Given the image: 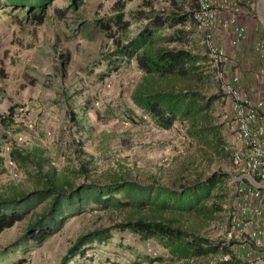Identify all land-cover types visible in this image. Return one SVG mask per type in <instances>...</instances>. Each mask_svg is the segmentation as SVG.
I'll list each match as a JSON object with an SVG mask.
<instances>
[{
    "label": "rangeland",
    "instance_id": "obj_1",
    "mask_svg": "<svg viewBox=\"0 0 264 264\" xmlns=\"http://www.w3.org/2000/svg\"><path fill=\"white\" fill-rule=\"evenodd\" d=\"M116 1L82 0L73 9L68 0H52L38 22V11L0 0V196L38 185L40 175L34 166L19 165L9 155L13 148L31 146L43 149L44 172L54 170L58 181L73 184L105 182L120 175L174 187L221 172L225 175L219 191L224 194L221 209L214 211L212 219L193 215L181 221L212 240L228 242L238 181L231 165V102L223 85H233L231 78L236 76L237 90L264 115V47L255 48L258 41L264 46V0H239L238 12L226 7L216 16L214 42L224 52V76L218 77L210 60L205 61L204 70L209 76L205 94L219 95L211 114L222 140L217 151L212 135L207 139L191 135L189 124L180 120L170 128H160L132 104L130 93L141 76L134 60L115 66L100 57L111 39L94 22L109 21L117 9ZM144 1L148 3L145 9ZM190 1L183 0L186 8ZM170 7L171 0H126L124 18L131 21L128 35H135L145 23L131 13L152 8L167 11ZM64 9L65 13H60ZM234 24L245 27L246 38L231 50ZM180 27L185 43L170 46L204 55L202 33L188 20ZM159 32L164 35L173 29ZM10 107L14 108L13 119H8ZM129 110H135V115ZM127 211L134 213L92 205L67 217L63 226L41 243L15 245L29 215L0 232V264H205L230 258L219 253L201 259L172 257L156 239L144 240L137 233L113 226ZM107 227L111 228L108 239L94 241L83 248L84 254L66 258L67 249L79 235ZM232 249L246 264H256L248 256L257 252L252 246L242 241Z\"/></svg>",
    "mask_w": 264,
    "mask_h": 264
},
{
    "label": "trees",
    "instance_id": "obj_2",
    "mask_svg": "<svg viewBox=\"0 0 264 264\" xmlns=\"http://www.w3.org/2000/svg\"><path fill=\"white\" fill-rule=\"evenodd\" d=\"M10 6L38 11V22L52 0H4ZM76 9L82 0H68ZM126 0H117V8L107 22L95 20L110 39L111 45L100 57L108 64L135 61L141 76L130 93L132 104L141 112L149 114L160 128H170L176 120L189 124V133L207 139H215V150L221 147L220 132L213 124V105L218 94L207 96L208 74L204 70L210 60L208 50L204 55L184 47H171L177 42L185 43L182 27L188 20L196 26L194 13L198 11L197 0H191L186 8L183 0H171L169 10L140 9L130 15L145 23L133 35H128L131 21L124 18ZM146 1L142 7L147 6ZM60 13L64 14L65 9ZM35 17V15H34ZM171 28L173 32L161 35L159 30ZM211 61V60H210ZM114 68V66H113ZM213 71L217 74V69ZM2 89L0 88V95ZM10 107L8 119H13ZM134 113L135 110H129ZM128 117L131 115L128 114ZM4 121L5 118H3ZM131 119V118H130ZM10 158L19 165L31 164L40 175L38 185L28 191L12 189L7 196H0V232L16 222L30 219L15 245L27 241L41 243L57 232L69 216L82 213L92 205L100 209L133 210L113 226L119 230L137 233L141 239H156L175 258L201 259L209 255L228 254L229 259L205 264H246L233 253L232 245L239 240H212L183 224L181 219L203 215L212 219L214 211L221 209L225 175L213 173L204 178L189 180L180 186L169 187L158 182L141 183L129 176H113L105 182L86 180L78 184L58 181L54 170L43 171L46 158L43 149L10 150ZM157 181V180H156ZM210 204L208 200L212 198ZM146 209L144 214L140 212ZM111 228H96L79 235L66 251V258L84 254L83 248L92 242L108 239ZM254 249V246H252Z\"/></svg>",
    "mask_w": 264,
    "mask_h": 264
},
{
    "label": "built area",
    "instance_id": "obj_3",
    "mask_svg": "<svg viewBox=\"0 0 264 264\" xmlns=\"http://www.w3.org/2000/svg\"><path fill=\"white\" fill-rule=\"evenodd\" d=\"M249 3V0H245ZM253 1V0H252ZM199 9L194 13L196 29L202 33L211 63L217 75L221 70L223 49L214 42V28L219 11L231 7L239 11V0H197ZM230 22L234 18L230 17ZM235 25V24H234ZM233 25V26H234ZM246 35L245 27L236 24L230 35L229 44L237 45ZM262 43L257 46L262 47ZM233 85H223L224 93L231 102L229 133L231 135V165L238 184L235 194V212L230 221L229 237L243 245L254 246L257 252L250 253V260L264 264V115L252 107L249 100L236 88L238 78H231ZM241 239H243L241 241Z\"/></svg>",
    "mask_w": 264,
    "mask_h": 264
},
{
    "label": "crops",
    "instance_id": "obj_4",
    "mask_svg": "<svg viewBox=\"0 0 264 264\" xmlns=\"http://www.w3.org/2000/svg\"><path fill=\"white\" fill-rule=\"evenodd\" d=\"M143 9H145V6H144ZM245 38H246V35H245V37L243 38V40H241L240 42L244 41ZM240 42H239V43H240ZM239 43H237V45H238ZM259 43H262V44H261V45H262L261 48L263 49V47H264V46H263V42H261V41L259 42V41H258L257 44H259ZM257 44H256V47H255V48H257ZM229 45H230V44H229ZM235 46H236V45H235ZM235 46L230 45V46H228V47H230L231 50H232V48L234 49ZM227 50H228V48H227ZM256 50H257V49H256ZM233 253H234V250H233Z\"/></svg>",
    "mask_w": 264,
    "mask_h": 264
}]
</instances>
